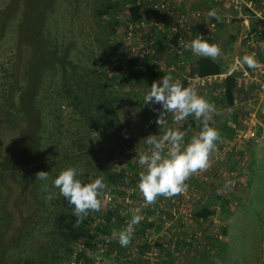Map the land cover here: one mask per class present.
Returning a JSON list of instances; mask_svg holds the SVG:
<instances>
[{
    "label": "rangeland",
    "instance_id": "obj_1",
    "mask_svg": "<svg viewBox=\"0 0 264 264\" xmlns=\"http://www.w3.org/2000/svg\"><path fill=\"white\" fill-rule=\"evenodd\" d=\"M107 1L22 0L21 3L16 4L12 0H0L2 9L14 7L6 23V30L0 32V101L2 103L0 109H5L8 115L4 130H2L4 124L0 120L1 146L2 139H10L11 143H14L12 137L19 140L22 126L27 123L26 119L18 120L16 108L3 105L6 103L5 97L9 96L15 85L24 88L33 78L32 75L41 71L43 64L48 60L43 55L47 36L46 43L50 50L60 49L64 52L68 41L75 46L70 52L71 58L80 66L79 75L70 76L75 91H80L85 98L96 100L102 91H106L105 88L102 91L99 89L94 91L95 86L100 87L95 84L98 82L110 87L109 89H113L122 97L120 101L114 103V107L126 133L135 137V142L143 145L139 151L148 150L149 146L143 142V139L152 131L150 132L146 125L140 100L150 89V84L143 83L137 86L122 82L114 84L111 80L113 75H118V71H113L112 68L122 59L132 57L141 61L155 49L144 34L147 30L146 26H132L133 28L130 29L131 22L128 18L132 0H116L117 6L102 15L101 9ZM141 1L137 0V2ZM169 2L173 7L176 0ZM178 4L176 10H171L169 13L164 12V9L151 10L148 18L156 15L157 19L151 18L149 23L156 22L161 25L160 23L165 22L168 25V21L176 17L174 15L179 12L205 13L204 16L191 20L194 31L202 30L204 37L209 39L210 43L220 46L222 53L215 59L221 62L225 72L223 76L212 78L206 86L196 84L195 87L199 93L207 95L205 97L216 106L217 114L213 116L210 124L219 130L218 143L232 141L234 133L245 123L244 112L250 107L246 100L250 97L245 87L237 86L234 104L226 105L222 85L228 74L239 73V76L241 69L247 68V65L241 62L244 55L253 54L255 51L259 58L264 59L261 54L264 39L258 40L257 35L251 32L255 18L264 19V0H180ZM246 7L254 15L251 16L246 11ZM213 8L218 11V20L207 15V12ZM116 20L119 22L115 32L112 33L111 26ZM211 23L215 25L211 26ZM263 27L261 24L258 26L259 33H263ZM117 41L119 44L116 51L120 58L113 59L108 44ZM196 57L199 56L190 51L187 66L177 69L178 71L170 76L181 80L187 86V78L196 76L193 60ZM166 60L161 61L159 70L170 73L172 69H169ZM44 74L39 89L38 106L46 113L43 125L46 158L54 162V167L47 170L49 177L45 186L35 191L39 198L37 201L45 200L46 196L45 207L40 209L39 203L31 193H28L29 204L39 211L37 222L40 221L41 226L27 237L26 244L20 250L13 253L11 251L10 254L17 257L13 258L14 264H63L68 261L73 264H264V113L261 110L257 112L260 121L257 138L241 141L238 144H242V147L235 146L232 152H228L226 158L223 152L217 156L220 161L231 158L228 159L229 166L234 164L237 158L245 156L249 159L248 164L240 169L242 172L237 177L238 183L235 187L231 185L230 188H224L225 181H228L227 176H223L219 163V166L216 164L215 154L212 153L210 167L192 174L186 181L188 189L192 192L190 198L185 199L182 196L177 198L179 194L173 197L159 196L153 203L145 205L143 195L137 186L139 174L143 170L141 166L137 162L135 165L133 162V166L128 167L118 164L117 170L128 168L125 176L127 183L125 180L124 182L109 180L108 157L89 146L90 140L97 134L89 128L87 119L78 112V109L75 110L73 104H70L78 101L66 96L60 67L46 68ZM19 90V88L15 89L16 96ZM252 103L255 105V102ZM187 121L173 122V125H167L164 129H155L151 135L163 134L168 127H174L184 132L187 142L190 140V135L184 130ZM198 132L199 130L196 129L193 135ZM31 134H35L33 126H31ZM83 142L86 146L80 149V144ZM11 143H8L7 147L11 146ZM69 149L72 150L70 158L66 156ZM69 166L77 167L81 178L85 181L103 176L108 185L101 209L90 213L92 227L101 226L107 228L110 233L96 231L95 246L92 248L74 244L70 249H66L58 234L51 230L52 219L48 213L73 212L66 199L59 194V189L53 186L55 177ZM212 167L219 170V179H211ZM136 170L138 173H135ZM129 180L131 182L133 180L132 185ZM218 190L222 197L216 199L214 194L218 193ZM5 191L7 194V189ZM107 194L112 197L110 201L107 200ZM0 196H2L1 191ZM209 200H213L216 214L207 220L195 217L196 210L202 205L209 204ZM179 205H188L187 218L185 217L184 221L183 218H175L179 216ZM137 207H142L144 218L134 226L130 243L122 247L119 243V233L127 227L133 209ZM189 210L191 214L188 213ZM109 212L114 214L111 215ZM172 244H176L175 247ZM180 246L185 250L181 255L176 253ZM59 257L61 260L57 261Z\"/></svg>",
    "mask_w": 264,
    "mask_h": 264
},
{
    "label": "trees",
    "instance_id": "obj_2",
    "mask_svg": "<svg viewBox=\"0 0 264 264\" xmlns=\"http://www.w3.org/2000/svg\"><path fill=\"white\" fill-rule=\"evenodd\" d=\"M179 2H175L173 7L170 5L169 10H165L164 12L169 13L171 10L175 11L179 6ZM148 3H150V0H142L141 2L132 0V4L129 7L130 16L128 20H130L131 24L139 27H147L144 34L152 42V46L155 50L153 53L147 54L145 59L141 61L132 57L122 59L119 64L112 68L113 71H118V75H113L111 80L114 84H120L122 82V84L132 83L137 86L143 83H148L151 86L154 80H158L163 75H173L174 72L178 71L180 68L187 66V63L178 64L179 60L183 59L184 54L186 59H188L190 54V50H185L186 52L184 51L185 53L182 54L179 53V39L185 32V28L181 26V22L179 21V16L182 14H188L189 11L177 13L174 15L176 17L168 21V25H166L165 22H159L161 24L159 25L156 22L149 23L151 18L157 19V17L154 15L148 18L151 11L150 9H147V6L149 5ZM117 4L118 2L116 0H108L106 5L101 9V14L105 15L108 13V10L113 9ZM246 11L251 16L254 15L247 7ZM43 15L44 9L43 14L41 15V23ZM255 20L256 21L252 23L251 32H254L257 35L258 40H263L264 30L262 31L263 33H259L258 26L260 24L261 26H264V19L255 18ZM118 22L119 21L116 20L114 25L111 26L112 33L115 32ZM191 27L192 30H194L193 24ZM201 31L200 29H197L194 32L199 33ZM195 37L196 36H194V38ZM47 41L48 39L46 36V46L44 45L45 47H43V55L44 57H47L48 60L43 64L41 71L37 70V74H33V78L28 81L30 84L27 82L24 88L15 85V87L11 89L9 96L7 95L5 97L6 103H3V105L7 104L11 108H16L18 120L26 119L27 123L22 126L19 140H15V137H12L14 143H11L10 139H2V146L0 145V191L2 195L0 196V264H14L13 258L17 257L11 255V251L13 253L14 251L20 250L21 247L26 244L27 237L31 235L35 229H38L41 226L40 221L37 222L39 211L29 204L28 193H31V196L37 201L39 198L35 194V191L42 188V186L44 187L47 182L36 179L35 174L41 170L47 171L54 167V162H51L50 159L46 158V146L44 141L45 127H43L46 113L38 106L39 89L42 79L45 76L44 72L46 68L55 69L56 66L60 67L64 78L63 86L67 92L66 96L72 97L73 100L75 99L78 101L70 104L74 105L75 110L78 109V112L87 119L89 128L97 134V136L90 140L89 146L96 151L106 154L108 157L110 163L107 161L109 163L107 176L109 180L122 182L125 180L126 182L125 176L128 173V168L126 169V167L132 165L133 162L135 165L136 160L133 157L137 155L136 151L140 150V147L143 148V145L141 146L140 143L135 142V137L127 135L125 127L114 107V103L120 101L122 97L117 92H114L113 89H109L110 87L108 88L98 82L95 84L98 86L100 85V87L98 88L95 86L94 91L95 89L102 91L104 88L106 91H102L96 100L85 98L80 91H75L70 82V76L79 75L80 72L79 63H76L70 56V52L75 46L71 41H68V46L64 49V52L60 51V49L59 51L56 49L50 50L46 43ZM118 44L119 41L108 44L113 59L116 57L120 58L116 51ZM261 49L263 57L264 47H261ZM163 54H166L165 57ZM164 58L167 59L166 61L169 69L172 67L171 69L174 71L170 70V73L167 71L165 73L164 71L159 70L161 69V61L165 60ZM175 66H177L176 69ZM224 72V67L221 62L215 59L199 56L196 60L194 74L207 76ZM238 74L239 73L228 74L224 79L222 94L226 100V105L231 106L234 104L235 90L238 86ZM185 77L186 76L184 75V78ZM187 83L188 85H191L188 78ZM17 88L20 89L18 96L15 95V89ZM15 101H17V103ZM140 102L142 103L146 125L149 127L150 132L152 131L153 133V130L159 126L155 123L158 113L154 112L153 108L161 109V106L159 104L152 106L144 104L143 99L140 100ZM1 105L2 103L0 101V106ZM154 115L156 118H152ZM7 116L5 109H0V120L1 123L4 124L2 125V130H4L5 124L7 123ZM167 118V123L175 122L173 121L171 114H169ZM31 126H33L35 132L34 135L31 134ZM184 127L185 133H188L190 138L193 136L194 131L196 129L199 130L200 128L198 122L195 120L190 121V119H188ZM150 134L147 133L145 137ZM80 141H82V139ZM17 142L20 143L16 144ZM8 143H11V146L7 147ZM85 146V142L81 143L80 149ZM220 148L221 144L217 142V150L214 153ZM71 152L72 150L69 149L66 154L68 158L71 157ZM118 164L122 166L125 165L126 167L117 170ZM111 167L112 169H110ZM211 171V177L217 179L219 176L217 169L215 170V167H212ZM135 173H138V170H136ZM129 182L132 185L133 180L132 182L129 180ZM6 189L8 191L7 194L5 191ZM214 195L216 199L222 197L219 193H215ZM46 199L45 196V200L37 201L40 209L45 207L47 202ZM208 202L209 204L202 205L196 210L194 214L195 217L207 220L216 214L215 208L212 204L213 200H209ZM109 213L111 215L114 214L113 212ZM48 214L52 219V232L58 234V237L61 239L60 241L64 244L66 249H70L74 244H82L85 247L92 248L95 246L94 239L96 237V231L102 230L105 233H110V231L106 230L107 228H101V226H96L95 228L92 227V214L90 212L80 222H77V217L73 212L55 211V213ZM44 222L45 221H43V223ZM56 260L60 261L61 258L59 257ZM63 264L72 263L71 261H68Z\"/></svg>",
    "mask_w": 264,
    "mask_h": 264
},
{
    "label": "clouds",
    "instance_id": "obj_3",
    "mask_svg": "<svg viewBox=\"0 0 264 264\" xmlns=\"http://www.w3.org/2000/svg\"><path fill=\"white\" fill-rule=\"evenodd\" d=\"M212 18L219 19L217 9L207 12ZM183 48L200 57L215 59L222 50L216 43L201 35L190 41L183 42ZM241 62L249 68L257 66L255 54H246ZM144 104L150 106L159 104L155 123L165 125L167 116L171 114L173 121L182 122L191 116L198 122L200 128L196 135L185 142L184 132L174 127H168L163 134L148 135L144 143L147 151H136L134 157L143 169L139 174L138 189L144 198V204L153 203L159 196L173 197L186 191L188 178L210 167V157L217 150L220 140L219 130L210 124L217 114L216 106L193 85L185 86L179 79L163 75L154 80L150 89L143 97ZM36 179L46 181L48 171H39ZM231 181H225L224 188H230ZM53 186L59 189V194L72 207L77 222L83 220L90 211H99L102 199L108 188L103 176L85 181L80 170L75 166L64 168L53 180ZM219 193V190H218ZM142 218V207L133 209V214L127 227L119 233L120 245L127 246L133 236V228Z\"/></svg>",
    "mask_w": 264,
    "mask_h": 264
},
{
    "label": "built area",
    "instance_id": "obj_4",
    "mask_svg": "<svg viewBox=\"0 0 264 264\" xmlns=\"http://www.w3.org/2000/svg\"><path fill=\"white\" fill-rule=\"evenodd\" d=\"M179 1L180 0H176V2H179ZM148 4L149 5L147 6V9H150V10H163V9L169 10V7H170L169 0H150V3ZM204 15L205 13L202 11H193V12L191 11V12H188V14H182L179 16V21L181 22V26L185 28L184 34H182L179 39V42H180L179 53L180 54L186 52L185 51L186 49H184L182 46L183 42L190 41L192 37L194 36H198V35L203 36V33L201 30H200L201 32L199 33H196L194 32V30H192L191 20H193V18H199ZM130 25H131L130 29L133 28L132 26H137L134 24H130ZM210 25L214 26L215 23H211ZM253 53L255 54V58L257 60V66L255 68L243 67L241 69L240 75L237 78L238 86L245 87L247 91L249 92V97H250L246 100V102H248L250 107H247L246 111L244 112L245 123L237 129L236 133H234V136H233L234 139L232 141L230 140V141H225L223 143H219L221 144V148L218 149L216 153H214L216 160H217L216 164L218 165L219 163L221 170L223 171L222 172L223 176L224 175L227 176V180L232 182V187H235V185H237L238 183L237 177L240 176V172H242L240 171V169L242 170L248 164L249 159H247V157L245 156H243L240 159L237 158L236 162L232 164L231 166H229L228 160L224 159V161H220L219 158H217V156L223 152L224 157L226 158L228 152L229 151L232 152V150L235 149V146L236 148L242 147V144H238V143H241V141L257 138L258 131H259L258 124H260V121L257 116V112L261 110L264 113V106H262V103H264V59L259 58L255 51ZM186 63H187V59L185 58V54H184L183 59L179 60L178 64H186ZM223 75L224 73L207 75V76H199L196 74L194 78H189V81H191V85L193 86H195L196 84L201 85V86H206L212 78H216L217 76H223ZM251 102H255V105H253V103L251 104ZM222 163L224 164L223 166H222ZM217 173L219 174L217 179H219L220 178L219 170L217 171ZM198 177H199V174H198ZM211 179L213 180L212 177ZM106 196H107V200L110 201L112 198L111 195L107 194ZM181 196L185 197V199L190 198L192 196V192L187 187L186 191H184L183 193H180L177 198ZM127 200L129 201V199ZM187 206L188 205L186 206L179 205L178 207L179 216L175 218H180V219L183 218L182 221H184V218L185 217L187 218L186 216ZM173 213L175 214L176 211H173ZM188 213L191 214V210H189ZM172 245L173 247H175L176 244H172ZM184 252L185 250L183 249L182 246H180L179 251H177L176 253L181 255V253L183 254ZM156 260H158V258H156Z\"/></svg>",
    "mask_w": 264,
    "mask_h": 264
},
{
    "label": "flooded vegetation",
    "instance_id": "obj_5",
    "mask_svg": "<svg viewBox=\"0 0 264 264\" xmlns=\"http://www.w3.org/2000/svg\"><path fill=\"white\" fill-rule=\"evenodd\" d=\"M12 1H14V3L17 4V3H21L22 0H12ZM13 9L14 7L10 9L0 8V32H4L6 30V23L9 21L10 13L11 11H13Z\"/></svg>",
    "mask_w": 264,
    "mask_h": 264
},
{
    "label": "crops",
    "instance_id": "obj_6",
    "mask_svg": "<svg viewBox=\"0 0 264 264\" xmlns=\"http://www.w3.org/2000/svg\"><path fill=\"white\" fill-rule=\"evenodd\" d=\"M189 56H190V54H189ZM189 56H188V57H189ZM197 59H198L197 57H196L195 59H193L194 62H195V64H196V60H197ZM215 60H216V59H215ZM171 68H172V67H171ZM171 68H170V69H171ZM218 90H219V89H218ZM220 91H221V90H220ZM200 94L204 95L203 93H200ZM205 96H207V95H205ZM209 96H211V94H210ZM210 98H212V96H211ZM191 118H192V117L189 116L186 120L191 119ZM196 122H197V121H196ZM167 125H168V126H171V125H173V123H171V122H170V123H167V122H166L165 125L158 126L156 129H158V130L164 129V127L167 126ZM187 134H188V133H187ZM226 236H227V234H226Z\"/></svg>",
    "mask_w": 264,
    "mask_h": 264
}]
</instances>
